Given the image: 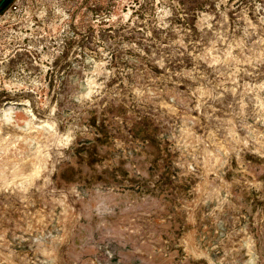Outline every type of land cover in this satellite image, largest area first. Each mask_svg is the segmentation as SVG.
Returning <instances> with one entry per match:
<instances>
[{
  "label": "rangeland",
  "instance_id": "obj_1",
  "mask_svg": "<svg viewBox=\"0 0 264 264\" xmlns=\"http://www.w3.org/2000/svg\"><path fill=\"white\" fill-rule=\"evenodd\" d=\"M0 264H264V0H9Z\"/></svg>",
  "mask_w": 264,
  "mask_h": 264
},
{
  "label": "water",
  "instance_id": "obj_2",
  "mask_svg": "<svg viewBox=\"0 0 264 264\" xmlns=\"http://www.w3.org/2000/svg\"><path fill=\"white\" fill-rule=\"evenodd\" d=\"M9 0H0V12L6 7Z\"/></svg>",
  "mask_w": 264,
  "mask_h": 264
},
{
  "label": "bare ground",
  "instance_id": "obj_3",
  "mask_svg": "<svg viewBox=\"0 0 264 264\" xmlns=\"http://www.w3.org/2000/svg\"><path fill=\"white\" fill-rule=\"evenodd\" d=\"M51 171V170H50ZM246 249V248H245ZM248 251V250H247ZM211 262V261H210Z\"/></svg>",
  "mask_w": 264,
  "mask_h": 264
}]
</instances>
